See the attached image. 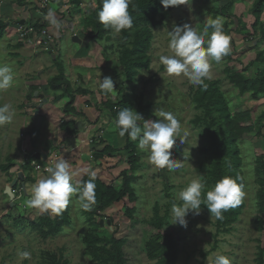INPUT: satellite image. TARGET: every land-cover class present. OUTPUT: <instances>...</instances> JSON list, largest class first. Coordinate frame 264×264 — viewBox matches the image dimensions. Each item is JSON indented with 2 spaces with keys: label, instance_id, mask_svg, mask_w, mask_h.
I'll return each mask as SVG.
<instances>
[{
  "label": "rangeland",
  "instance_id": "1",
  "mask_svg": "<svg viewBox=\"0 0 264 264\" xmlns=\"http://www.w3.org/2000/svg\"><path fill=\"white\" fill-rule=\"evenodd\" d=\"M119 1L113 0L115 3ZM253 1L235 0L230 11L235 17L233 31L239 21L246 24L248 30L242 34L233 32L224 41L226 46L223 48L219 45L221 39L212 36L206 30V25H223L226 22V17H214L210 8L218 4L224 6L229 0H219L218 4L203 0H181L164 27L153 31L151 69L140 72L134 85L127 82L123 85L119 77L120 84L111 83L108 86V94L113 102L124 99L126 92L131 96L133 109L127 121L133 122L139 118L140 105L144 110L148 108L139 124L140 129L132 135L139 156L137 171L132 172L137 176L133 184L136 202L130 203L125 199L101 214L104 225L100 235L109 237L115 234L118 239L126 241L124 253L127 264H159L157 260H149L142 249L145 241L152 236L146 225L153 219L156 205L161 207L162 215L168 208L170 210L167 224L178 236V264H256L258 248L264 250V230L258 229L261 217L256 201L257 158L264 157V127H261L264 126V96L259 100H253L249 94L241 96L224 72L227 66L238 72L248 69L246 75L254 77L264 70L263 63H254L258 51L264 49V44L255 49L257 36L251 30L254 18L249 14ZM29 6V0L26 3L0 0V18L6 19L11 27L21 29L20 22L29 20L35 13L30 6L31 15L24 14L25 8ZM97 7L98 0H83L79 10L70 0H52L51 31L54 29V32H58L56 43L50 51L59 50L61 46L62 55L57 59L52 58L54 53L49 56L39 46L35 48V56L32 53L34 49H25L24 55L20 54L14 44L18 40L17 36L15 39L5 36L0 42V166L13 164L9 173L0 169V264H96L88 256L82 242L90 230L82 213L86 199L75 198L74 186L83 172L65 188L61 197L56 195L57 192L61 193L60 186L49 189L46 181H42L41 187L31 186L28 196L24 194L16 201L6 190H17L18 185L13 187L16 182L24 184L25 172L34 180L30 181L31 185L37 180L33 166L27 165L24 166L27 169H23L22 164L26 161L24 150L34 153L42 146L47 147L48 133L43 120L37 119L34 112H28L27 109H38L39 103L29 106L33 95L37 92L46 94L52 77L50 69L55 70L56 61H62L67 44L73 46V37L77 36L92 44L100 53L103 52L108 67L116 68L119 75L123 72L119 64L120 34L113 32L110 39L97 40L88 25ZM13 30L16 29H12V32L17 34ZM209 44L214 46L206 49ZM226 55H231V58ZM33 58H38L35 64H43L46 73L44 78L42 74L38 76L42 69L37 67L28 72L27 67ZM70 58L66 59V63H71ZM96 61L102 62L100 56ZM251 64L252 67H249ZM69 66L71 71L68 73L66 65V72L72 78V85L77 79L73 65ZM34 78L42 80L41 83L31 85ZM202 78L220 82L233 113L252 110L258 129L245 135L240 142L246 180L245 208L229 234L217 232L216 213L211 208L210 200L215 188L207 183L211 162L202 153L203 149L209 147L210 140L205 125L194 124L196 118L204 117L192 100ZM34 86H37V92L33 90ZM120 86H123L121 93ZM125 120L121 116L118 122L115 121V127L119 129ZM62 121L66 123L62 117L57 123L61 125ZM115 127L111 124V129ZM25 136L30 138L27 141L30 150L26 147V140L23 142ZM119 154L104 159L101 169L94 174L118 190L122 187V172L130 167L129 155ZM39 163L51 165L50 157L42 153ZM261 177L264 178V173ZM32 198H35L36 203L30 201ZM65 202L70 204L69 224L58 235L43 238L32 225L48 210L56 214ZM132 209L135 211L130 217L127 210Z\"/></svg>",
  "mask_w": 264,
  "mask_h": 264
},
{
  "label": "trees",
  "instance_id": "2",
  "mask_svg": "<svg viewBox=\"0 0 264 264\" xmlns=\"http://www.w3.org/2000/svg\"><path fill=\"white\" fill-rule=\"evenodd\" d=\"M26 3L28 0H20ZM83 0H70V3L80 9ZM181 0H120L118 3L113 0H98L97 10L90 17L88 25L94 31V37L97 40L110 39L113 32L120 34L119 38V64L123 72L119 75L116 68L113 69L115 78H124L127 83L134 85L142 71L151 69L152 58L150 55L152 41L154 39V30L164 27L171 13L177 8ZM207 3L218 4L219 0H203ZM235 4V0H229L224 6L211 7V13L214 17H226L223 25L207 24L206 30L212 36L221 39L220 46L225 48V40L230 38L233 32L242 34L248 30V26L239 21L238 27L233 31L235 17L230 11ZM249 14L254 18L251 26L253 34L257 36L255 49L264 44V0H254ZM10 23L0 20V42L4 39L6 30ZM39 29V24L35 25ZM212 45H207L209 49ZM231 58V55H226ZM254 63L264 64V49L258 51ZM59 75L51 79L49 87L54 91L64 89L65 94L69 95L70 101L67 105V112H75L72 106L77 95L88 96L89 90H73L71 83L66 79L65 68L62 62L56 61ZM251 64L249 67H252ZM247 70L241 72L227 66L225 75L230 84L239 91L241 96L249 94L253 100H259L264 96V70H260L254 77L246 75ZM195 107L204 113L203 118H196L194 124L203 123L207 130L210 145L203 149L202 153L208 156L211 162V168L208 172L207 183L214 186L210 195L211 208L216 213L217 232L219 234H229L232 226L242 215L245 208L244 196L246 180L243 171V158L240 149V142L245 135L258 130L254 124L253 111L233 113L230 104L221 89L219 81H210L202 78L198 88L192 96ZM118 122L121 116L125 117V124L118 130L127 137V146L125 148L129 155V168L122 172V187L118 190L112 184H106L98 177L87 174L82 181L75 187L76 196L79 200H85L82 207V213L90 225V230L84 235L82 242L86 248L88 256L96 264H127L124 253L126 241L118 239L115 234L112 236H102L100 231L101 216L106 210L121 201L128 199L130 203L136 202L135 190L133 188L137 176L132 172L137 171L136 142L131 137L133 132L140 129L139 124L144 119V113L148 110L140 105L139 118L135 121H127L128 115L132 112L133 106L131 96L127 95L121 101L113 102L111 100L104 104ZM139 119V120H138ZM248 123H250L248 125ZM67 126V125H66ZM63 126V127H66ZM264 127V126H261ZM66 131V129L64 128ZM73 133H79L74 129ZM222 139V140H221ZM100 145L104 141H99ZM116 151L110 145L104 147L101 152L95 153L96 160L104 157H113ZM135 157V158H134ZM134 158V159H133ZM133 159V162H132ZM27 166V162H25ZM13 164L0 166V169L9 173ZM264 157L257 158V180L258 191L256 194L257 208L260 215L258 229L264 230ZM25 181L34 180L28 175H24ZM22 186H19L21 188ZM135 209L127 210L132 217ZM170 217L169 208L165 214H161V207H154V217L150 220L146 229L152 234L145 241L143 251L149 260H157L159 264H178L179 253L177 248L178 236L171 229L167 220ZM100 218V220H99ZM70 222V204L63 203L52 214L50 210L42 214L38 222L32 225L33 229L38 231L43 238L56 236L61 233L64 227ZM256 264H264V250L259 247Z\"/></svg>",
  "mask_w": 264,
  "mask_h": 264
},
{
  "label": "crops",
  "instance_id": "3",
  "mask_svg": "<svg viewBox=\"0 0 264 264\" xmlns=\"http://www.w3.org/2000/svg\"><path fill=\"white\" fill-rule=\"evenodd\" d=\"M26 8L24 14L29 16L30 6ZM33 16H31L29 20L33 19ZM0 20L8 23L6 19L0 18ZM29 20H23L25 22V25L27 23L26 21ZM22 26L23 25H21L20 22V27ZM8 28L9 29L6 30L5 36H12L14 39L17 36L16 39L18 40L14 42V44H16L15 47L17 48V51L20 54L24 55L25 49H34L32 53L33 56H35L36 46L31 42H28L21 36V29L11 26ZM12 29H16L13 31H15V33L17 34H14V32H12ZM56 32H54V29L53 32L51 31V34L54 38V43H56ZM80 41L81 43L73 42V46L71 44H67L65 54L63 56L64 58L62 59V61H60L64 65L66 79L70 83L72 78L69 77V74L67 76L66 65L68 66V73L71 71L69 64L73 65L74 72L76 73L75 78L77 79V81L71 85L72 89L75 91L80 88L82 90H89L91 92V94L88 96H76L75 102L72 106V109L75 112H67V105L70 101V97L69 95L65 94L64 89L54 91L48 86L46 94L42 95L38 94L37 86L33 87V90H36L37 93H34V98L31 101L32 104H30L29 106L35 105V102L39 103V105H37L38 109L29 107L27 111H33V115L36 118L38 117L37 119L40 118V120H43V124H45L47 127L46 130L48 133V137L46 139L47 147L42 146L41 149L38 148L34 151V153H29V151H27L29 154L42 155V153H45L47 156H49L52 170L50 174L38 173L33 170L38 176L37 180L33 183L34 185H31L30 181H27L24 185H22L24 194H26V196H28V191H30V189L32 188L31 186H33L34 188L41 187L42 181H46L45 184H47V187L49 189L53 186L59 185L61 193L57 192L56 195L61 197L65 193V188L75 181V178L80 172L83 173L77 180V183L74 187L78 186V184L87 174H91L97 177L94 174L98 172V169H101L100 165L102 164L103 160L109 157H104L100 160H96L95 153L101 152L107 145H110L116 151L113 156L117 154L120 155L119 153H123V155L127 153L125 150L127 146V137L119 132V130L115 127V117L104 105L108 100H111L108 94V86H111V83H119L118 79H115V76L113 74L114 68H110L106 65L103 52L100 53V51L98 49H95L92 44L86 43L82 39H80ZM90 50L91 52H89ZM52 53H54L53 55H51L53 59H57V57H60V55H62L61 46H59V50L55 49L53 51H49L48 55ZM69 56H71L70 60L72 61L71 63H66V59ZM98 56H100V59L102 60L101 63L96 61L98 59ZM38 58H33L32 61H30L31 63L29 62L27 69L28 72H30L32 68L34 69L36 67L37 69H42L40 70L38 76L42 74L41 77L44 78L46 73L43 70V64H41L40 62L35 64V62L38 61ZM51 64L53 65L54 63L51 62ZM50 74L52 76L50 77V80L59 75L57 65L55 70L50 69ZM122 80L124 85L126 80H124L123 78ZM41 81L42 80H39L38 78L36 80L34 78L31 82V85H39ZM99 87L100 89H98ZM122 87L120 86L119 93L123 92V90L121 89ZM126 94L128 95V92H126ZM118 97H120V94H118ZM41 103H43V105ZM61 117L64 118V121H66L65 124L67 126L63 123V121V124L61 125H65L66 127H63L57 123L58 119H60ZM79 121L86 123L87 126L85 130H77L79 133L74 134L73 131L74 129L76 130L75 126ZM33 122H35V120ZM111 124L115 127V129H111ZM64 128L66 129V131L64 130ZM23 138V142L26 140V147L28 148L27 143L30 141V138L28 136H25ZM92 141L93 143H91ZM99 141H104V144L100 145ZM50 142L52 144L51 147H49ZM40 145L42 144L40 143ZM43 147H45V150H43ZM24 164L25 162H23L22 166L25 170L27 168H25L26 166ZM24 175H26V172ZM98 178L100 179V177ZM18 181H20V179H18ZM60 189L58 188L59 191ZM30 201L36 203L35 198H32V200Z\"/></svg>",
  "mask_w": 264,
  "mask_h": 264
},
{
  "label": "built area",
  "instance_id": "4",
  "mask_svg": "<svg viewBox=\"0 0 264 264\" xmlns=\"http://www.w3.org/2000/svg\"><path fill=\"white\" fill-rule=\"evenodd\" d=\"M29 2L35 13L33 14V19L27 21V24L21 27V36L28 42H31L35 46L42 47L46 52H49L54 45V38L51 34L53 20L50 15L52 0H29ZM37 24H39V29L35 28V25ZM91 143H93V141ZM24 153L26 161L28 158H32L30 165L33 166L35 172L50 174L52 170L51 165L44 166L39 163V160L35 158L36 154H29L26 150H24ZM22 185L23 184L17 183L15 186H13H17V190L11 188L13 201L19 200L24 195V189ZM19 186L22 187L19 188Z\"/></svg>",
  "mask_w": 264,
  "mask_h": 264
},
{
  "label": "water",
  "instance_id": "5",
  "mask_svg": "<svg viewBox=\"0 0 264 264\" xmlns=\"http://www.w3.org/2000/svg\"><path fill=\"white\" fill-rule=\"evenodd\" d=\"M21 25L24 26V25H25V22H24V21L21 22ZM73 42H74V43H81L80 39H79L77 36H75V37L73 38ZM86 126H87L86 123H84V122H82V121H79V122H77L75 128H76V130H78V131H83V130H85ZM51 145H52V144H51V142H50V143H49V147H51ZM41 157H42L41 154H36V156H35V158H36L37 160H40ZM31 162H32V158H28V160H27V165H30ZM17 183H18V182H16V184H17ZM16 184H14V186H15ZM7 193H8L9 196L12 198V194H11V189H10V188H7ZM101 225L103 226L104 223L101 222Z\"/></svg>",
  "mask_w": 264,
  "mask_h": 264
},
{
  "label": "flooded vegetation",
  "instance_id": "6",
  "mask_svg": "<svg viewBox=\"0 0 264 264\" xmlns=\"http://www.w3.org/2000/svg\"><path fill=\"white\" fill-rule=\"evenodd\" d=\"M19 183V182H18ZM24 185V184H23ZM7 191V190H6Z\"/></svg>",
  "mask_w": 264,
  "mask_h": 264
}]
</instances>
